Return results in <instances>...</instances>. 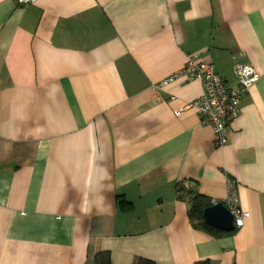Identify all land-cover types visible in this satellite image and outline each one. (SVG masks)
<instances>
[{
    "label": "crops",
    "instance_id": "1",
    "mask_svg": "<svg viewBox=\"0 0 264 264\" xmlns=\"http://www.w3.org/2000/svg\"><path fill=\"white\" fill-rule=\"evenodd\" d=\"M258 79L228 141L182 108L188 55ZM173 95L175 98L170 99ZM236 181L233 234L193 225ZM120 195L121 197H117ZM264 264V0H0V264Z\"/></svg>",
    "mask_w": 264,
    "mask_h": 264
},
{
    "label": "built area",
    "instance_id": "2",
    "mask_svg": "<svg viewBox=\"0 0 264 264\" xmlns=\"http://www.w3.org/2000/svg\"><path fill=\"white\" fill-rule=\"evenodd\" d=\"M18 4L35 3L37 0H15ZM237 78L236 87L228 85L216 70L213 62L201 58L198 54L188 55L184 65L161 81V86L174 82L200 80L204 85L203 93L186 102L182 108L174 110L179 116L185 109H194L200 114V122L210 124L216 146H223L228 141L227 127L239 116L241 100L258 79L256 69L247 63H237L234 67ZM173 95L170 99H174ZM237 184L233 179L227 181V196L222 201L234 217L235 228L243 225L249 212L241 208L237 193ZM217 203V202H213Z\"/></svg>",
    "mask_w": 264,
    "mask_h": 264
},
{
    "label": "trees",
    "instance_id": "3",
    "mask_svg": "<svg viewBox=\"0 0 264 264\" xmlns=\"http://www.w3.org/2000/svg\"><path fill=\"white\" fill-rule=\"evenodd\" d=\"M188 191L190 193L189 216L195 227L205 230L217 236L233 234L235 232L236 228L232 232H222L208 226L203 219V210L207 206L213 204V202H211L207 196L198 193L197 191H192V190H188ZM117 197H121V196L117 195ZM93 264H110L109 252L108 251L98 252L94 256ZM133 264H155V263L147 258L137 257L135 258ZM193 264H211V263L209 260H199L194 262Z\"/></svg>",
    "mask_w": 264,
    "mask_h": 264
},
{
    "label": "water",
    "instance_id": "4",
    "mask_svg": "<svg viewBox=\"0 0 264 264\" xmlns=\"http://www.w3.org/2000/svg\"><path fill=\"white\" fill-rule=\"evenodd\" d=\"M203 219L208 226L219 231L235 230L234 217L222 201L207 206L203 210Z\"/></svg>",
    "mask_w": 264,
    "mask_h": 264
}]
</instances>
